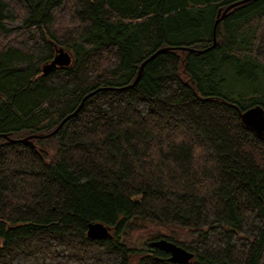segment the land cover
I'll return each instance as SVG.
<instances>
[{
	"label": "trees",
	"instance_id": "trees-1",
	"mask_svg": "<svg viewBox=\"0 0 264 264\" xmlns=\"http://www.w3.org/2000/svg\"><path fill=\"white\" fill-rule=\"evenodd\" d=\"M238 1L0 0V264H179L162 238L264 264V0L216 24Z\"/></svg>",
	"mask_w": 264,
	"mask_h": 264
},
{
	"label": "water",
	"instance_id": "water-1",
	"mask_svg": "<svg viewBox=\"0 0 264 264\" xmlns=\"http://www.w3.org/2000/svg\"><path fill=\"white\" fill-rule=\"evenodd\" d=\"M251 0H241L238 2H235L233 4H230L229 6L226 7L224 12L222 13V16L217 18L216 24L224 17V15L233 7L238 6L242 3L248 2ZM221 11L218 12L220 14ZM71 62V57L70 55L65 52L63 49L57 50V53L54 57V59L50 62L47 63L43 66L42 72L44 75H47L51 70H53L55 67H66L70 64ZM146 62V61H145ZM144 62V63H145ZM141 65L139 69L138 76L136 80H138V77L141 75L143 65ZM240 120L242 124L252 130L258 137H264V109L261 105H255L244 112L240 113ZM58 129V128H57ZM55 130V132L57 131ZM53 132V133H55ZM49 135V134H48ZM46 135V136H48ZM5 136V135H4ZM46 136H33L34 138H42ZM7 137V136H6ZM12 142H20L23 143L24 145H29L31 147H34V144L31 141V137H25L21 139H9ZM109 228H107L105 225H103L100 222L96 223H90L88 225V230H87V237L91 240H101L109 235ZM150 246L159 248L160 250L165 251L166 253L169 254V261L173 263H179V264H184L188 263L189 260L193 257V253L188 252L181 246H178L174 244L173 242H170L166 239H159L156 241H152L150 243Z\"/></svg>",
	"mask_w": 264,
	"mask_h": 264
},
{
	"label": "rangeland",
	"instance_id": "rangeland-1",
	"mask_svg": "<svg viewBox=\"0 0 264 264\" xmlns=\"http://www.w3.org/2000/svg\"><path fill=\"white\" fill-rule=\"evenodd\" d=\"M11 24V23H10ZM11 25H15V24H11Z\"/></svg>",
	"mask_w": 264,
	"mask_h": 264
}]
</instances>
